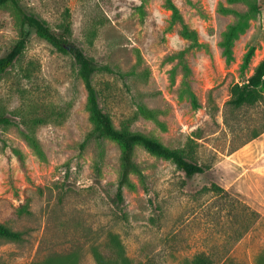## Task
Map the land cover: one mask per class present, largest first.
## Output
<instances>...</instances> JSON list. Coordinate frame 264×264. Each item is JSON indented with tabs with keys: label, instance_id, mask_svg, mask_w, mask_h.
I'll list each match as a JSON object with an SVG mask.
<instances>
[{
	"label": "rangeland",
	"instance_id": "rangeland-1",
	"mask_svg": "<svg viewBox=\"0 0 264 264\" xmlns=\"http://www.w3.org/2000/svg\"><path fill=\"white\" fill-rule=\"evenodd\" d=\"M18 1L55 32L68 14L72 42L106 68L93 85L116 129L188 151L206 170L187 178L135 146L142 178L131 174L118 201L121 145L87 140L86 91L73 59L31 32L0 79V113L12 122L0 128V223L23 235L19 243L0 240V264L54 255L96 264L91 248L107 255L109 233L120 237L132 264H189L198 254L213 264H257L264 251V101L240 109L229 101L231 87L246 83L264 59V11L227 61L220 43L236 17L222 10L244 12L243 3L172 0L196 34L189 47L168 0ZM18 38L10 7L1 8L0 58Z\"/></svg>",
	"mask_w": 264,
	"mask_h": 264
},
{
	"label": "trees",
	"instance_id": "trees-1",
	"mask_svg": "<svg viewBox=\"0 0 264 264\" xmlns=\"http://www.w3.org/2000/svg\"><path fill=\"white\" fill-rule=\"evenodd\" d=\"M230 3H243L246 11L237 12L235 10L223 9V13H230L236 17L235 22L230 25L223 34L220 47L222 55L227 61L232 59L234 42L245 33L249 23L257 18L264 11V0H228ZM169 9L173 12L174 19L183 24L182 36L190 41L189 47L196 45V34L190 31L182 22L177 8L172 0H168ZM9 6L17 26L19 28V38L11 49L0 58V79L2 75L15 63L23 53L30 33L33 32L37 37L50 44L57 52L70 56L77 68V75L83 83L86 91V112L88 122L91 125V131L87 140L108 139L121 145L120 155V176L117 184L116 198L122 201V190L129 185V176L137 174L142 178L141 172L133 161V150L135 146L142 147L152 156L164 159L172 163L176 169L182 172L187 178L205 173V168L192 161L190 152L183 149H169L159 141L141 133H133L127 129H116L110 117L103 112L99 105L98 94L93 85V76L106 68L99 67L92 59L88 58L84 52L71 40V23L69 16H65L59 26V32L53 31L43 20L27 13L20 5L18 0H0V9ZM253 56V48H250L244 57L243 64L247 66ZM231 99L229 105L234 109L242 107H253L264 101V59L255 68L254 73L249 77L246 83L235 84L230 90ZM192 104L195 110L200 109L195 96H192ZM145 115L147 112H143ZM147 116L151 117L150 114ZM9 118L0 113V128L11 126ZM264 133V131H263ZM259 135L254 136L253 140ZM32 148L42 157L39 144L32 137L27 136ZM213 192L225 193L220 187L212 185ZM19 212L28 214V205L23 204L19 207ZM23 239L21 232H16L0 223V240L19 243ZM107 255L96 248H91V253L96 264H132L127 257L125 248L117 234L109 233L104 244ZM77 258L73 255L50 256L43 261L31 264H76ZM257 264H264V251L258 256ZM189 264H213L210 257L205 254L194 256Z\"/></svg>",
	"mask_w": 264,
	"mask_h": 264
}]
</instances>
